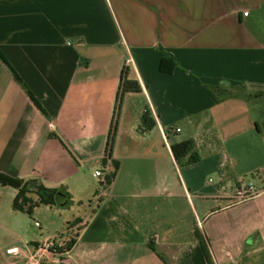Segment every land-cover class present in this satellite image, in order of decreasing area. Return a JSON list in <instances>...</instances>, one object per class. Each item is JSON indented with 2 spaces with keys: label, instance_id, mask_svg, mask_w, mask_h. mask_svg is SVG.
Wrapping results in <instances>:
<instances>
[{
  "label": "crops",
  "instance_id": "crops-1",
  "mask_svg": "<svg viewBox=\"0 0 264 264\" xmlns=\"http://www.w3.org/2000/svg\"><path fill=\"white\" fill-rule=\"evenodd\" d=\"M0 52V174L96 198L84 218L30 216L0 183V264L66 226L76 244L43 264H208L197 230L215 264H264V123L244 93L264 89V0H0ZM123 72L141 92L115 113ZM187 140L201 161L180 167L171 148ZM242 184L256 194L237 203Z\"/></svg>",
  "mask_w": 264,
  "mask_h": 264
},
{
  "label": "trees",
  "instance_id": "trees-1",
  "mask_svg": "<svg viewBox=\"0 0 264 264\" xmlns=\"http://www.w3.org/2000/svg\"><path fill=\"white\" fill-rule=\"evenodd\" d=\"M0 58L3 62L8 65L3 58L0 52ZM178 63L174 59L170 60L167 58H163L161 62V71L164 73H173L177 67ZM8 67H10L8 65ZM210 89L219 97L220 99L227 98L230 96V92L224 88L219 87H210ZM141 86L137 81L129 79L126 72H123L121 77V84L117 96V106L116 112H118L120 103L122 98L126 94L130 93H140ZM116 116V115H115ZM116 118V117H115ZM143 126L149 131L153 129L155 126V122L150 118V114L147 112L143 117ZM115 120L113 121L111 127V133L109 137L108 149H107V157L104 161V164L107 165L109 161H111V148L114 140V132H115ZM172 153L180 167H187L190 165L197 164L201 161V156L197 150V146L194 140H187L181 143H176L172 145ZM114 170L105 176V182L103 185L110 186L117 176L118 169L120 167V163L115 161L113 162ZM0 183L5 186H12L18 189L19 193L14 201L15 210L25 212L28 215L32 216L35 209L44 205L51 208L55 207H67L71 204V196L66 192L64 188L60 189H50L45 186L38 184L37 182H29L24 183L21 180L10 178L6 175L0 174ZM30 186H34L35 190L31 191L29 189ZM31 193H35L38 196L37 202H33L28 195ZM80 222H75L72 226L75 227ZM72 227L68 228V230L62 235V239L64 240V247L60 250V255H66L71 251L77 241V236L71 233ZM196 237L199 241L205 257L207 259L208 264H215L213 256L211 254V250L209 247V243L207 239L203 236L200 230L196 231Z\"/></svg>",
  "mask_w": 264,
  "mask_h": 264
},
{
  "label": "built area",
  "instance_id": "built-area-1",
  "mask_svg": "<svg viewBox=\"0 0 264 264\" xmlns=\"http://www.w3.org/2000/svg\"><path fill=\"white\" fill-rule=\"evenodd\" d=\"M248 15L249 12L244 13V16ZM50 127L55 129L54 124H50ZM95 175L99 178L103 176L100 171L96 172ZM255 194L254 188L242 184L235 196V200L237 203H242L253 198ZM63 234H59L51 239H48L34 249L29 246H26L25 248L12 249L8 252L9 256L11 257L12 262L25 264H43L44 259L51 255L64 256L59 253L64 247V240L62 239Z\"/></svg>",
  "mask_w": 264,
  "mask_h": 264
},
{
  "label": "rangeland",
  "instance_id": "rangeland-1",
  "mask_svg": "<svg viewBox=\"0 0 264 264\" xmlns=\"http://www.w3.org/2000/svg\"><path fill=\"white\" fill-rule=\"evenodd\" d=\"M244 93H245V95L246 94L250 95L251 101L256 106L255 108L257 110V113H259L260 117H262L261 122L264 123V119H263V117H264V89L256 90V91H251V90L246 89L244 91ZM99 171L102 172V170H99ZM93 173L96 174L95 171L91 172V174L89 173L90 175H88L86 177V182L88 185L93 186L95 188L100 187L102 178L97 177L95 174L93 175ZM246 182H248V179L246 180ZM95 200H96L95 197H93V198L91 197L90 200H87L83 204H81L78 201H76L75 203L71 202V204L69 206H67V207H69L67 209V215L68 216L70 215L71 218L73 216L84 218L88 214V212L90 211V206H91L92 202H94ZM68 228H69V226H66V229H68ZM61 234H63V233H61Z\"/></svg>",
  "mask_w": 264,
  "mask_h": 264
}]
</instances>
